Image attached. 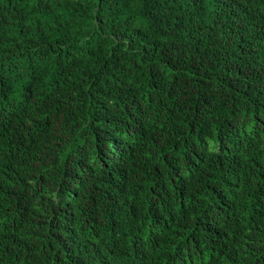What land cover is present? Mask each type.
Listing matches in <instances>:
<instances>
[{
  "label": "trees",
  "instance_id": "obj_1",
  "mask_svg": "<svg viewBox=\"0 0 264 264\" xmlns=\"http://www.w3.org/2000/svg\"><path fill=\"white\" fill-rule=\"evenodd\" d=\"M0 264H264V0H0Z\"/></svg>",
  "mask_w": 264,
  "mask_h": 264
}]
</instances>
